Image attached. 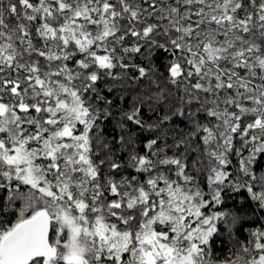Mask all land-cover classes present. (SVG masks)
Returning a JSON list of instances; mask_svg holds the SVG:
<instances>
[{
	"label": "snow or ice",
	"instance_id": "snow-or-ice-1",
	"mask_svg": "<svg viewBox=\"0 0 264 264\" xmlns=\"http://www.w3.org/2000/svg\"><path fill=\"white\" fill-rule=\"evenodd\" d=\"M0 264H264V0H0Z\"/></svg>",
	"mask_w": 264,
	"mask_h": 264
},
{
	"label": "trees",
	"instance_id": "trees-1",
	"mask_svg": "<svg viewBox=\"0 0 264 264\" xmlns=\"http://www.w3.org/2000/svg\"><path fill=\"white\" fill-rule=\"evenodd\" d=\"M254 168H255V165L253 166ZM239 199H242V198H240V197H233V199H231V200H228L227 201V203L229 204V205H231V204H233L234 202H236L237 200H239Z\"/></svg>",
	"mask_w": 264,
	"mask_h": 264
}]
</instances>
